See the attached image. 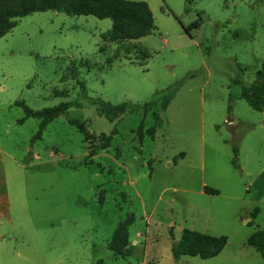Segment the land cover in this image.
<instances>
[{
	"label": "rangeland",
	"instance_id": "374dc122",
	"mask_svg": "<svg viewBox=\"0 0 264 264\" xmlns=\"http://www.w3.org/2000/svg\"><path fill=\"white\" fill-rule=\"evenodd\" d=\"M142 1L153 29L138 40L101 38L110 19L60 9L16 18L0 37V182L3 167L11 215L0 219V264H264L246 244L264 227V113L238 96L264 59V0ZM178 81L152 138L150 110L109 121L92 101L142 104ZM15 100L71 105L31 140L38 119L18 122ZM128 216L131 251L115 255L107 243ZM182 228L226 241L213 257L176 262L170 242Z\"/></svg>",
	"mask_w": 264,
	"mask_h": 264
},
{
	"label": "trees",
	"instance_id": "16d2710c",
	"mask_svg": "<svg viewBox=\"0 0 264 264\" xmlns=\"http://www.w3.org/2000/svg\"><path fill=\"white\" fill-rule=\"evenodd\" d=\"M49 9H60L67 15H92L98 19L108 18L111 21L109 29L100 35L101 38H107L109 41H121L124 39H138L148 34L153 29V18L151 11L145 1L142 0H0V37L15 23V19L35 11H45ZM198 27V19L190 22L183 27L185 32L190 28ZM147 53L143 54V58ZM70 73L74 74V67L70 66ZM82 90L84 85L78 82ZM180 85V81L160 91L154 92L144 103H132L122 101L119 103H109L99 98L92 99L96 111L99 115L111 121L127 112L138 111L144 115L150 110L153 118V125L145 129V133L153 137L156 127L160 124L159 112L164 111L171 98L174 96ZM56 92V91H55ZM59 92V91H57ZM62 94V92L56 93ZM239 97L243 98L247 105L257 111L264 113V59L260 63L259 69L255 73L254 80L248 86H242L239 90ZM230 99V97H228ZM14 105L21 107L23 116L18 122L27 117L38 119V127L31 137V140L38 139L45 124L57 115L64 112L71 102L63 101L56 105L33 110L29 108L22 100H15ZM76 106L77 103H74ZM75 123L77 130L83 133L85 139H89V133L84 130L82 123ZM140 131L141 123L138 125ZM110 136L107 135L104 141L97 148L103 149L108 146ZM235 155L236 148L232 147ZM88 155H93V150L88 149ZM183 155V153H179ZM231 163L236 167V161L233 158ZM203 192L207 194H217L218 191L207 186L202 187ZM257 209L253 208L252 215ZM132 220L131 216L122 220L113 230L111 240L107 247L115 255H124L130 253V246L127 245V226ZM225 236H213L193 229L182 228L179 238L170 242V252L174 261L180 256H198L200 258H210L218 254L225 244ZM246 244L251 246L264 260V227L253 231L246 238ZM95 264H105L101 259Z\"/></svg>",
	"mask_w": 264,
	"mask_h": 264
},
{
	"label": "crops",
	"instance_id": "0c3cea01",
	"mask_svg": "<svg viewBox=\"0 0 264 264\" xmlns=\"http://www.w3.org/2000/svg\"><path fill=\"white\" fill-rule=\"evenodd\" d=\"M138 39H134V40H138ZM1 165H2V163H0V166ZM1 173H2V177H3V181L0 182V193L3 192L4 196L2 198H0V219L4 220L5 222H10L11 221L10 202H9V196L7 193L6 180L4 178L3 167L1 169ZM21 216H22V214H21ZM22 219H25V218H22ZM22 219H20V220H22ZM0 237H2V236H0ZM178 261H179V259L176 260V262H178Z\"/></svg>",
	"mask_w": 264,
	"mask_h": 264
}]
</instances>
